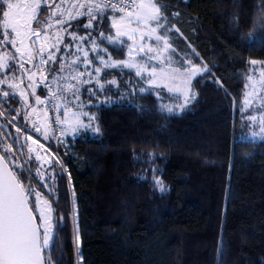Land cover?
<instances>
[{"label": "trees", "instance_id": "1", "mask_svg": "<svg viewBox=\"0 0 264 264\" xmlns=\"http://www.w3.org/2000/svg\"><path fill=\"white\" fill-rule=\"evenodd\" d=\"M163 2L169 27L180 29L170 33L173 56L211 68L193 80L198 96L184 112L160 111L161 103L177 101L167 90L160 99L155 91L140 94L132 70L122 77L110 70L105 75L121 87L133 80L132 102L120 103L109 85L117 103L95 98L91 105L100 133H79L66 145L49 136L54 155L44 161L36 159L40 145L23 136L30 120L24 119L23 100L17 94L0 104V152L11 143L18 160L30 158L34 180L23 182L51 192L43 196L54 202V217H65L58 239L62 264H73L74 225L84 264H264V139L242 138L248 129L242 103L249 61L264 60L260 0ZM174 12L180 15L173 18ZM124 51L112 56L122 58ZM134 151L144 154L143 162L133 161ZM147 153L154 154L151 168L161 171H145ZM153 175L162 179L164 192Z\"/></svg>", "mask_w": 264, "mask_h": 264}, {"label": "snow or ice", "instance_id": "2", "mask_svg": "<svg viewBox=\"0 0 264 264\" xmlns=\"http://www.w3.org/2000/svg\"><path fill=\"white\" fill-rule=\"evenodd\" d=\"M260 6V15L264 16V0H260ZM45 8L48 15L41 20ZM166 8L163 0H0V76L3 77L0 78V104L16 100L18 94L28 105L27 89H30L36 105L57 113L54 123L62 132L98 135L100 127L93 128L97 117L83 111L81 96L87 92L91 101L98 94L112 91L106 85H115L119 92L121 84L117 79L101 83L103 74L118 69L121 77L131 76L127 70L135 71L140 94L151 95L155 91L157 99H160V93L167 90L180 102L175 106L161 103L159 109L179 115L197 99L198 93L192 91L193 80L207 75L211 68L207 64L200 67L190 59L181 61L183 71L171 67L175 49L170 33L180 29L175 24L169 27ZM179 15V12L172 13L173 18ZM234 19L238 23V16ZM80 32L85 34L79 35ZM252 35L254 33H249L250 37ZM8 45L14 52L7 50ZM125 48L126 59H113L112 52L120 54ZM249 63L261 67L258 76L255 70L247 75L245 87L249 91L244 105L248 109L258 103L261 113L259 118L249 115L246 119L253 123L259 119L260 133L264 134V60H250ZM26 64L31 67L26 68ZM17 65L19 77L14 71ZM25 77L28 81L26 89L21 87ZM143 81H146V86L139 87V82ZM122 83L126 92L120 93L119 102L131 103L130 98L136 92L129 90L128 85L133 84V80ZM215 83L223 86L220 80H215ZM5 85L8 90H4ZM38 88L47 89L48 95L44 99L36 94ZM100 103L111 105L117 101L106 99ZM138 107L143 110L142 105ZM44 115L43 127L47 130V112ZM29 118L30 115L24 117L25 120ZM85 118L88 123L84 122ZM15 119L12 117L9 122ZM35 130L40 132L41 128L35 127ZM16 132L21 133V128L17 127ZM27 140L32 144L38 143L31 136H27ZM13 143L19 141L13 138ZM28 152H33L31 146ZM143 155L137 156L134 151L133 161L143 162ZM147 155L149 168L145 171H161L158 167L151 168L154 154ZM9 156L13 157L11 162ZM36 159L41 157L37 155ZM36 175H41L39 169ZM24 179L34 180L31 159L18 160L11 151V145L5 147L0 153V264H62L63 244L58 243V239L65 217H54V202L43 199L41 191L32 183L25 185ZM152 180L160 186L161 192L165 191L162 179L153 175ZM44 186L48 187L46 183ZM74 245L79 264H84L78 227Z\"/></svg>", "mask_w": 264, "mask_h": 264}, {"label": "rangeland", "instance_id": "3", "mask_svg": "<svg viewBox=\"0 0 264 264\" xmlns=\"http://www.w3.org/2000/svg\"><path fill=\"white\" fill-rule=\"evenodd\" d=\"M40 19L43 20V17L40 16ZM83 22H86V20L83 21ZM162 23H163V21H162ZM0 32H2V29H0ZM84 34H85L84 32H80L79 33V35H84ZM109 34H111V33H109ZM66 39H67V37H66ZM145 43H150V41H145ZM155 46L156 45L153 44V47H155ZM7 50L10 51V52H14V49H12L10 45L7 46ZM124 52H125L124 57H122V58H118L117 57L116 58V57L112 56L113 59H115V60H124V59H126L127 48H125ZM172 58L174 60V63L171 65V67L180 68V70L183 71V68L181 67V62L179 60H177L173 56V54H172ZM57 66H59V65H57ZM198 66L203 67V65H198ZM25 67L26 68H30L31 65L26 64ZM260 67H261L260 65H256V66L252 65V67L248 70V72H247V74L245 76V78H246L245 85L248 84L247 75L251 74L253 72V70H255V74L258 76V73L260 71ZM32 70L33 71H37V69H32ZM14 71H15L17 77H19L20 76V71H19V66L18 65H17V67H16V69ZM132 71L135 74V71L134 70H132ZM11 74L12 73H9L8 75H11ZM108 75L109 74H107V75L103 74V78L101 80V83H104L105 81H109V80H112V79H116V77H113V76L111 77V76H108ZM126 81H128V79ZM118 83H119V81H118ZM27 84H28V81H27V78L25 77L23 82H22V84H21V87L26 89L27 88ZM93 86H95V85H93ZM108 86L109 85H106V87H108ZM112 86H113V89L116 91V86L115 85H112ZM129 86H130L128 88L129 90H134L135 91L134 83L130 84ZM145 86H146V81H143V86H139V87H145ZM27 91L29 92V97H28V105H25V109H26V112L28 113V115H30V118H29L30 120H29V127L26 128V129H23V136H31L33 140H37L38 141L39 145L42 144L43 148L39 152L40 155H41V159L40 160L51 161V159L53 158L54 153L52 152V150L47 145V139L45 138V131H47V138L49 136H52L53 139L56 140L57 143H60L62 145H66L67 142H68V138L76 136L77 134L76 135L65 134L64 132H62V130H61V132H59V134L53 132V127H52L53 112H52V110H48L43 105H36L35 104V98L30 94L31 90L27 89ZM192 91L195 92V90L193 88V85H192ZM248 91H249V89H247L245 87L244 88V93H243V103H242V109L245 110V112H246L244 117L246 119V117L249 116V115H256L259 118V115L261 113V109H260L258 103H254L253 107L245 109L244 100L246 99V93ZM125 92H126V89H124V86L120 87V89H119V98L118 99H120V93H125ZM36 94L40 95L41 99H44L48 95V92H47V89L38 88ZM95 98H97L98 101H105L106 99H111V100H116L117 99L116 97L112 96L110 93L109 94L108 93H101L100 96L98 94L97 96L92 97L91 101H89V95H88L87 92H85L81 96V102L84 105L83 111L88 112L89 115H94L95 116V112L91 108V105L94 103V99ZM179 102L180 101H171V102L167 101V102H164V104H169V105L175 106ZM33 108L36 109L35 112L32 111ZM177 111H178V109H177ZM45 112H47V125H48L47 130H45V128L43 127V125L45 123V115H44ZM246 121H247V119H246ZM84 122L88 123L86 118L84 119ZM34 124H35V127H40L41 128L40 132H37L35 130V127L33 129ZM247 125H248V129L244 132L242 138L264 139V134L260 133L259 119L255 123H253L251 121H247ZM95 127H96V120L93 121V128H95ZM253 133H256V135H253ZM23 139H24V137H23ZM38 190L41 191V189H38ZM41 194H42L43 199H46L44 197L45 195L43 196V192L42 191H41ZM75 229L76 228H75V225H74V231H73L74 234H75Z\"/></svg>", "mask_w": 264, "mask_h": 264}, {"label": "built area", "instance_id": "4", "mask_svg": "<svg viewBox=\"0 0 264 264\" xmlns=\"http://www.w3.org/2000/svg\"><path fill=\"white\" fill-rule=\"evenodd\" d=\"M57 2H58V0H57ZM47 15H48V9L46 8V12H45V15L43 17V20L46 19ZM52 112H53V120H52L53 132L59 134V132H61V128L56 126L55 123H54L57 113L55 111H53V110H52ZM0 127H1V124H0ZM9 145L12 146L11 143H9ZM38 188L41 189L43 194H46V196H49L47 193L44 192L43 188H41V187H38ZM71 240H72V249H73V264H79L78 257H77V254H76V250H75V245H74V240H75V234L74 233L72 235V239Z\"/></svg>", "mask_w": 264, "mask_h": 264}, {"label": "water", "instance_id": "5", "mask_svg": "<svg viewBox=\"0 0 264 264\" xmlns=\"http://www.w3.org/2000/svg\"><path fill=\"white\" fill-rule=\"evenodd\" d=\"M1 153V152H0ZM10 166V165H9ZM11 167V166H10Z\"/></svg>", "mask_w": 264, "mask_h": 264}]
</instances>
